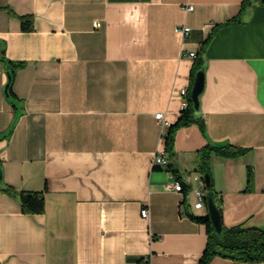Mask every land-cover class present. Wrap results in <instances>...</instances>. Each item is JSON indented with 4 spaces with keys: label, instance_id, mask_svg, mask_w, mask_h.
<instances>
[{
    "label": "crops",
    "instance_id": "0c3cea01",
    "mask_svg": "<svg viewBox=\"0 0 264 264\" xmlns=\"http://www.w3.org/2000/svg\"><path fill=\"white\" fill-rule=\"evenodd\" d=\"M250 2L0 0L4 58L21 64L7 95L0 61V264H198L206 229L190 216L207 212L192 190L208 144L247 150L209 158L222 224H263L264 5ZM196 59L204 131L177 129L166 151L155 115L178 121ZM162 150L168 166L153 167ZM171 175L184 193L165 188ZM20 191L42 194L43 211L23 213Z\"/></svg>",
    "mask_w": 264,
    "mask_h": 264
},
{
    "label": "trees",
    "instance_id": "16d2710c",
    "mask_svg": "<svg viewBox=\"0 0 264 264\" xmlns=\"http://www.w3.org/2000/svg\"><path fill=\"white\" fill-rule=\"evenodd\" d=\"M252 0H244V5L251 3ZM259 1L260 0H255ZM21 29L23 31H31L33 29V18L31 16L20 17ZM0 61L5 66L7 73L9 74V86L7 89V95H10V85L14 72L21 67L19 63H13L4 58L3 44L0 42ZM200 60L195 61L191 77L193 78L196 72L203 71ZM188 107L181 111V115L178 121L168 127L165 134L166 151L169 150L173 144L174 134L177 129L182 127H188L194 123L198 124L202 131H204V124L201 120L196 119L198 110H194L190 101V95L187 93ZM247 150L235 148L229 144H213L206 145L199 151V164L198 171L203 175H209V158L211 154H216L225 158H236L244 155ZM176 177V176H175ZM178 179V178H177ZM252 181V174L249 171L247 175V189ZM184 186V191H185ZM212 190V185L210 188ZM3 191L9 195H14L16 192L10 186H5ZM17 197L21 203V209L23 213L38 214L43 211V196L40 193H32L20 191ZM213 198L217 205L221 218L220 202L216 198L213 192ZM190 218L198 224L204 225L206 229L207 242L201 259L198 264H209L211 259L215 256L241 261V262H264V222L260 226L248 225L243 223L237 226L226 228L223 224L222 234L216 235L213 231L207 214L199 217L190 216ZM222 223V218H221ZM146 264H149L148 262Z\"/></svg>",
    "mask_w": 264,
    "mask_h": 264
},
{
    "label": "built area",
    "instance_id": "2783aa9c",
    "mask_svg": "<svg viewBox=\"0 0 264 264\" xmlns=\"http://www.w3.org/2000/svg\"><path fill=\"white\" fill-rule=\"evenodd\" d=\"M185 11H191L193 9V6L191 4H187L184 8ZM94 28H98L100 26L99 22H94L93 24ZM174 31L177 34H180L182 37H185L188 35L190 28L185 26V25H176L174 27ZM190 58L195 57L194 52H189L187 54ZM182 96V103H181V111L185 110L188 107V102H187V90L182 89L180 92ZM156 120L159 122L160 128H161V134L162 137L165 135V130L168 129L170 124L165 120L164 116L162 113H158L155 115ZM152 166L153 167H160L164 168L167 167L169 164V159H168V154L165 150L159 151L153 158L152 160ZM165 188L167 190L176 192V193H184V185L183 183L177 179L175 176L171 175L169 177V180L165 184ZM193 194L196 197V201L194 203V208L197 210L205 209L206 208V203H205V188L204 184H202L199 188H195L192 190ZM148 214L147 208L141 210V216L143 218H146ZM148 262V258H143L134 264H146Z\"/></svg>",
    "mask_w": 264,
    "mask_h": 264
},
{
    "label": "water",
    "instance_id": "95a60500",
    "mask_svg": "<svg viewBox=\"0 0 264 264\" xmlns=\"http://www.w3.org/2000/svg\"><path fill=\"white\" fill-rule=\"evenodd\" d=\"M260 2L264 5V0H260ZM8 82L5 87V92L7 93V89L9 86V74L7 73ZM204 88V72L198 71L195 74L194 82L190 92V101L194 110H199V96L203 92ZM1 171V170H0ZM204 181L205 188V203H206V212L209 217L210 223L212 225L213 231L216 235H221L223 232V226L221 223L220 213L213 198V191L211 188V179L208 174L202 176ZM1 181V176H0Z\"/></svg>",
    "mask_w": 264,
    "mask_h": 264
}]
</instances>
